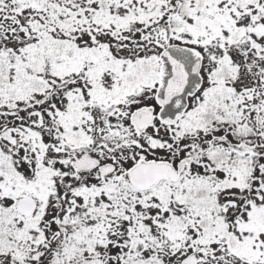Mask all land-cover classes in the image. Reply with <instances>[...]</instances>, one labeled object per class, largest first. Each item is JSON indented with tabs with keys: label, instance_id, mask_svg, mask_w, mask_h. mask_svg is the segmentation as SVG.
I'll return each instance as SVG.
<instances>
[{
	"label": "snow or ice",
	"instance_id": "obj_1",
	"mask_svg": "<svg viewBox=\"0 0 264 264\" xmlns=\"http://www.w3.org/2000/svg\"><path fill=\"white\" fill-rule=\"evenodd\" d=\"M0 264H264V0H0Z\"/></svg>",
	"mask_w": 264,
	"mask_h": 264
}]
</instances>
